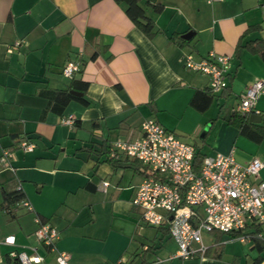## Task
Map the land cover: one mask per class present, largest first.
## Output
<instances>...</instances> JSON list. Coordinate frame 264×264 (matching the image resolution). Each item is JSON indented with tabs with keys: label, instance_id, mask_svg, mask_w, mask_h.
Returning a JSON list of instances; mask_svg holds the SVG:
<instances>
[{
	"label": "crops",
	"instance_id": "1",
	"mask_svg": "<svg viewBox=\"0 0 264 264\" xmlns=\"http://www.w3.org/2000/svg\"><path fill=\"white\" fill-rule=\"evenodd\" d=\"M139 5L154 22L152 36L115 0H0V264H17L9 256L14 249H35L42 264H54L61 251L70 254L71 264H264V248L254 239L219 232L203 235L205 256L169 259L177 245L166 227L144 224L132 204L143 174L125 167L131 158L121 152L123 166L111 161L112 145L138 138L141 123L153 118L205 156L232 153L243 165L253 157L264 163V139L255 141L227 122L245 88L264 81V57L237 48L249 28L243 44L264 43V0ZM188 32L193 35L186 41ZM210 52L231 57L227 86L216 93L207 76L184 64L187 55L198 61ZM79 58L83 65L74 78L89 83L88 103L71 100L59 114L46 93L69 87L62 68ZM255 109L261 121L249 120L253 131L264 124V95ZM70 115L77 126L61 122ZM22 140L33 150L21 149ZM259 178L264 180V166ZM103 181L109 183L105 191ZM3 188L20 189L32 209L16 217L6 213ZM36 218L58 231L54 249L36 238ZM260 234L264 246V230ZM8 236L15 237L14 246L4 244Z\"/></svg>",
	"mask_w": 264,
	"mask_h": 264
},
{
	"label": "built area",
	"instance_id": "2",
	"mask_svg": "<svg viewBox=\"0 0 264 264\" xmlns=\"http://www.w3.org/2000/svg\"><path fill=\"white\" fill-rule=\"evenodd\" d=\"M206 1L214 3L223 0ZM22 43L19 40L11 47L17 48ZM230 59L228 55L210 52L198 61L187 55L184 64L186 68L207 76L209 89L216 93L227 86ZM80 68L77 61L69 60L63 66L62 74L70 79ZM261 95H264V81L256 80L245 88L235 110L240 114H259L255 105ZM61 122L74 126V117L67 116ZM19 147L24 151H32L34 144L22 140ZM118 152L140 161L145 167V174L136 188L132 204L140 209L144 224L167 228L170 238L177 245L176 252L169 259L188 260L205 256L208 246L204 243V234H231L244 231L254 223H264V180L259 178L264 163L257 157L243 165L235 160L232 153H216L204 156L197 163L196 146L164 128L153 118L141 123L138 138L115 142L111 156L117 157ZM108 185L107 181H103L100 189L105 191ZM18 205L28 211L32 209L26 199ZM35 220L38 224L36 238L43 245L54 249L58 231L39 218ZM252 236V233L245 232L237 235L236 239L244 242ZM3 242L14 246L15 237L8 236ZM9 256L15 258L17 264H42L44 260L35 249L30 254L14 249L9 252ZM69 260L70 254L61 251L56 254L54 264H71ZM114 264L125 262L119 260Z\"/></svg>",
	"mask_w": 264,
	"mask_h": 264
},
{
	"label": "trees",
	"instance_id": "3",
	"mask_svg": "<svg viewBox=\"0 0 264 264\" xmlns=\"http://www.w3.org/2000/svg\"><path fill=\"white\" fill-rule=\"evenodd\" d=\"M117 3L119 4H123L125 6V12L126 14L129 16V18L131 19V21L141 30L143 31V33H145L147 36H152L156 33L155 29H154V22L153 20L148 17L145 13L144 10L141 8V6L139 5V2L141 0H115ZM153 8L156 11H160L162 6L159 4H153ZM250 31V28L247 29L239 38L238 44H237V48H242V47H249L252 51L254 52H258L260 53V55L262 57H264V43L260 42H254V43H246L243 44L244 38L246 36V34ZM174 37L171 36L170 40L173 41ZM185 43V41H182V44ZM262 43V45H261ZM77 61L81 67H82V59L79 58ZM81 72V68L75 72V74L70 78L71 79V83L69 85L68 88L66 89H62V90H49L46 95L47 97H49L50 100V104L52 106V109L61 114L62 111L64 110V108L66 107V105L71 101V100H77L81 103H83L84 105H86L88 103L85 95H86V90L88 87V82L83 81L81 79H75V75ZM74 90L77 92H81V96L80 97H75L72 94H70V91ZM210 90V89H209ZM210 92L212 93V91L210 90ZM227 122L235 127H237L241 132H246V135L249 136L251 139H254L255 141H260L261 139H264V124L257 126L258 128L256 129V131L251 130L250 126L254 125L249 121V115L246 114H240L238 113L236 110H234L232 112V114L227 118ZM78 124V120L74 119V125L77 126ZM95 125V124H93ZM248 130V131H247ZM204 154L201 153V151L197 150L196 153V162L199 163L202 161V159L204 158ZM117 157H113L111 158L113 161V164L115 166H123L122 163H120V161L117 159H115ZM126 158H130V157H126ZM125 161H127V159H125ZM131 167L133 168L136 172H139L141 174H145V167L142 165V163L134 158H131V162H127V164H125V167ZM24 199V196L21 192L20 189L18 190H12L9 191L5 188H3V202L1 204V207L3 208V210L10 214L12 217H16V212L24 209L23 207L19 206L18 203ZM248 227H254V230L249 232L252 233V237L251 239L255 240V246L258 249H262L264 248V246H262L261 243V236H258V234H260L262 232V230H264V223H254L252 225H249L246 227V229ZM167 229V228H166ZM166 231V230H165ZM168 231V230H167ZM245 231V230H244ZM244 231H238L235 233H231V234H226L229 236V238L231 239H235L237 235L243 234L245 233ZM219 246H221V244L218 243ZM258 263V259L256 260V262L254 264Z\"/></svg>",
	"mask_w": 264,
	"mask_h": 264
},
{
	"label": "water",
	"instance_id": "4",
	"mask_svg": "<svg viewBox=\"0 0 264 264\" xmlns=\"http://www.w3.org/2000/svg\"><path fill=\"white\" fill-rule=\"evenodd\" d=\"M192 35H193L192 32H188L187 34H185L183 36V39L186 40V41H188V40H190L192 38ZM70 94H72L75 97H80L82 95L81 92H77V91H74V90H71L70 91ZM249 120L251 122H260L261 121V116L256 115V114H251L249 116Z\"/></svg>",
	"mask_w": 264,
	"mask_h": 264
},
{
	"label": "rangeland",
	"instance_id": "5",
	"mask_svg": "<svg viewBox=\"0 0 264 264\" xmlns=\"http://www.w3.org/2000/svg\"><path fill=\"white\" fill-rule=\"evenodd\" d=\"M207 149V147L205 148V150ZM148 231L149 232H151V229H148ZM225 239V238H224ZM165 247H169V248H171V249H174V247H175V245H174V243L173 242H171V241H168V240H165ZM234 243H237L238 244V241H236V242H234ZM147 256H148V260H151L152 258H153V255L151 254V253H149V254H147ZM176 262V261H175Z\"/></svg>",
	"mask_w": 264,
	"mask_h": 264
}]
</instances>
